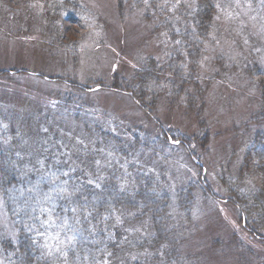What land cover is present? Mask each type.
<instances>
[{
    "label": "rangeland",
    "instance_id": "1",
    "mask_svg": "<svg viewBox=\"0 0 264 264\" xmlns=\"http://www.w3.org/2000/svg\"><path fill=\"white\" fill-rule=\"evenodd\" d=\"M63 1L69 5L58 8ZM155 1L169 6L171 23L162 21L165 26L159 25L157 14L146 22L142 18L143 9L127 4L126 0L124 4L121 0H0V115L8 121L4 128L9 129L13 124L11 120L19 112L15 125L29 137L21 142L20 147L28 151L20 157L39 175L26 188H30L40 204V212L36 213L32 225L36 228V238L52 264H65L63 227L54 221L58 196L63 192L60 189L63 175L57 172L70 169L74 158L67 156L71 152H61L59 140L54 141L52 148L45 146L43 150L37 144L39 134L42 141L43 136L54 140L53 133L59 122L63 138L82 133L70 116L71 110L77 109L83 117L79 120L91 125L98 123L120 137L131 140L139 137L142 152L138 157L132 156L133 142L127 144L128 160L118 158L117 162L107 154H96L92 145L89 155L96 159L94 167L98 169L88 165L86 159L77 162L76 168L71 170L88 171L87 179L93 181L103 178L105 170L112 172L117 167H126L128 171L126 165L135 163L152 172L174 195L190 186L197 170L181 148L179 153L168 150L162 155L151 154L150 151L161 148L158 127L164 124L180 136L192 135L188 137L196 144L198 137L194 133L201 131L199 135L204 137L208 132L207 151L201 152L197 145H192V149L199 155V164L205 167L201 174L202 186L210 185L214 194L209 193L212 199H206L196 192L195 210L175 215L174 237L167 239L170 245L163 244L164 248L175 247L174 257L168 259L165 252L158 264H264L263 241L250 236L249 230L239 222L236 205L226 203V187L239 186L246 191L264 187V163L254 150L248 136L250 132H244L245 124L259 108L257 77L252 76L250 68H264V0L216 1V30L209 39L202 36L197 41L207 43L199 64L200 80L207 82L206 78L211 77L206 95L203 93L206 103L202 111L206 123L201 127L190 125L193 118L185 116L180 107L184 105L182 99L180 103L174 102L172 109L161 101L148 116L130 96L115 90L124 92L126 80L134 79L135 69L144 67L150 57L165 64L172 62V58L180 57L179 63L183 61L188 42L186 35L191 30L189 15L197 0ZM8 71L14 73L2 75ZM149 81H140L144 82L140 86L144 87L148 98L160 90ZM188 81L186 78L185 82ZM114 82L115 85H111ZM166 96L169 94L161 99L165 100ZM144 105L149 107L147 103ZM253 127L252 123L250 128ZM146 143L149 150L145 149ZM246 164L250 165V173L240 185V169ZM223 178L225 180L221 181ZM161 210V207L156 208L155 212L159 214ZM28 216L31 219V215ZM41 219L47 220L36 227ZM133 232H138L134 238L129 236L126 240L125 237L128 244L144 236L140 227L129 231V235ZM165 233L168 236V231ZM16 238V227L5 210L0 190V264H7L3 243L14 242ZM123 250L127 252L128 248Z\"/></svg>",
    "mask_w": 264,
    "mask_h": 264
},
{
    "label": "trees",
    "instance_id": "2",
    "mask_svg": "<svg viewBox=\"0 0 264 264\" xmlns=\"http://www.w3.org/2000/svg\"><path fill=\"white\" fill-rule=\"evenodd\" d=\"M126 1L127 4L131 3L133 6L143 9L142 18L146 22L151 20L152 15L157 14L156 22L159 25L162 24V21L171 23L172 16L169 6H164L159 1ZM216 1L197 0L196 7L190 12L189 27L191 30H188L186 35L188 42L181 63H179L180 57L177 60L172 58L173 61L166 64L150 57L143 65L144 67H139L137 71L135 69L134 79L126 80L124 92L114 89L130 96L148 116L152 115L151 109L156 108L161 101H165L163 105L166 104L167 108L172 109L173 103H180L182 99L184 105H180V107L184 109L185 116L193 118V123L191 122L190 125L194 127L205 126L206 119L203 118L202 109H204L206 102L203 93L206 95L211 77L206 78L207 82L200 80L199 64L205 56L207 43L203 41L198 43L197 41L202 36L209 39L216 30L218 17ZM121 3L124 4V0H121ZM68 5L67 1H63L57 7ZM156 25L155 32H158L159 29ZM250 71L252 76L257 77L255 86L259 91V108L255 110L248 124H245L244 132H250L248 136L252 139L254 150L259 152L258 155L264 163V68L253 66ZM10 73L12 74L14 71L2 72V75ZM186 78L189 79L188 82H185ZM57 79L56 77L54 81L57 82ZM146 79H150L151 82L149 81V83L157 87V90L160 89L159 92L153 93L149 98L146 97L144 87L141 88L140 86L144 83H140V81ZM111 85H115V82ZM136 93L139 94V98ZM165 94H169V96L162 100L161 98H164ZM144 103H147L149 107L146 108ZM71 111L70 116L74 117L76 128L83 133V136L82 133L77 132V134L73 133V138H63L60 134L61 131H59L63 130V127L59 122L53 133L54 140L49 141L43 136L42 141L39 134L40 143L37 144L38 148L43 150L45 146L52 148L54 141L59 140L60 145L58 144V146L61 152L65 154L71 152L72 154L67 156L74 158L70 169L67 168L63 173H59L55 169L57 174L63 175L61 182L63 184L60 187L63 192L58 196L54 221L63 227L65 241L62 255L65 264H158L159 257H163L165 252L168 259L174 257L173 250L175 247L173 249L168 247V249L167 247L164 248L163 244L164 246L165 244L170 245V241L167 243V239L174 237L177 228L174 226L175 215L184 214L188 209L191 212L195 210L196 192H200L201 198L205 197L206 199H212L209 193L214 194L210 185L202 186L201 174L205 167L199 164V155L192 149V145H197L201 152L207 151L205 143L209 138L208 132L203 135L204 137L199 135L201 131L199 134L194 133L198 137L196 144L189 138L192 135L180 136L179 132L164 124L158 127L161 132L159 145L161 148L150 151L151 154L160 153L162 155L168 150L172 153H179L181 148L187 157L191 158L197 170L196 178H192L190 186L173 195L168 187L152 172L135 163L126 165L128 171H126V167L124 169L117 167L112 172L105 170L106 175L103 178H96L94 181L87 179L88 171H72L73 167L76 168L77 162L82 163L86 159H88L86 162L88 165L95 170L98 169L94 167L96 159L92 154L89 155V150L92 151L91 148L93 149V147L96 154H107L112 160L116 159V162L118 158L128 160L126 157L127 152L130 153V149L127 144L134 142L131 147L133 149L132 156L138 157L142 151L139 148V137L132 140L125 138V136L120 137L106 131L102 125H97L98 123L91 125L86 123V120H79L82 115L78 113L77 109ZM18 114L11 120L13 124L9 125V129L4 128V123L8 121H5L3 114L0 115V190L5 210L17 231V238L14 242L3 243L7 264H52L50 258L44 255L34 232L36 228L32 226L37 218L36 213L40 212V204L37 203V198L32 196L30 188H26L39 175L38 172L28 167L24 158L20 157L22 153L28 151V149L24 151L25 148L20 147L21 142L25 141L28 136L23 133L24 131L20 132L15 125L14 120L20 118V113L18 112ZM23 116L26 118V115ZM78 120L81 121V124ZM252 123L254 127L250 128ZM30 137L32 139V134ZM77 138H80L81 141L76 142ZM92 145L93 147H91ZM147 145L149 143H146L145 149H148ZM186 145L189 150H187ZM249 166L246 164L240 169V185L247 179L246 174L250 173ZM78 176L82 180L78 179ZM224 178L221 181H224ZM226 191V198L228 199L226 203L231 206L235 204L238 208L241 226L249 230L253 239L262 240L264 243V187L255 191H246L239 186L226 187ZM13 197L15 201H13ZM216 197L218 199V195ZM152 198L154 203L149 202L153 200ZM160 207L162 210L158 214L155 210ZM28 214L31 215V219ZM45 220L47 219H41L36 227H39ZM159 220L163 221L159 222ZM119 227H121V231ZM137 227L144 230V236L139 241L128 244L126 241L128 237L134 238L138 234V232H133L129 235V231ZM151 231L154 234H150ZM165 231H168V236ZM127 248L128 251L125 252L123 249ZM133 250L139 255L135 256Z\"/></svg>",
    "mask_w": 264,
    "mask_h": 264
}]
</instances>
